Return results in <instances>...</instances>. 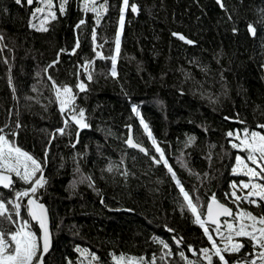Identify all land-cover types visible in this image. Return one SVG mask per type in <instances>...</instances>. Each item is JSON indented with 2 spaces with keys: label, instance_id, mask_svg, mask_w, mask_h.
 <instances>
[{
  "label": "trees",
  "instance_id": "1",
  "mask_svg": "<svg viewBox=\"0 0 264 264\" xmlns=\"http://www.w3.org/2000/svg\"><path fill=\"white\" fill-rule=\"evenodd\" d=\"M133 2L139 12L125 15L113 77L111 60L98 58L96 51L115 55L122 0H108L98 27L95 15L82 11V0H68L64 15L57 7L58 19L46 25L47 32L29 26L35 4L0 0V128L17 133L10 139L43 164L47 183L36 197L50 220L52 246L45 264H81L77 248L94 253L101 264H115L112 256L121 254L185 264L181 251L188 260L207 264L188 248L199 252L211 245L191 212L182 211L183 198L163 162H153L159 154L140 120L185 189L201 203L213 193L227 202L231 184L245 180L232 173L235 156L245 153L231 148L226 133L264 131L256 127L264 124V0H221L223 7L215 0ZM81 19L86 24L77 29ZM173 33L193 43L184 44ZM58 53L59 63L50 68ZM86 61L94 62L91 81L80 68ZM49 75L73 88L88 128L70 122L64 134L57 131L65 117ZM80 81L87 91L76 88ZM130 129L148 155L125 146ZM13 179L16 190L30 187ZM12 195L0 189L5 200ZM21 214L27 218L23 208ZM3 226L11 227L7 221ZM240 239L246 247L226 254L230 262L251 251V242ZM159 241L169 245L172 255Z\"/></svg>",
  "mask_w": 264,
  "mask_h": 264
},
{
  "label": "snow or ice",
  "instance_id": "2",
  "mask_svg": "<svg viewBox=\"0 0 264 264\" xmlns=\"http://www.w3.org/2000/svg\"><path fill=\"white\" fill-rule=\"evenodd\" d=\"M15 3L17 5L26 3L29 7L35 4L36 6L32 8L30 13L29 26L36 31L47 32L49 28L46 25L58 19L57 7L60 15H64L68 0H59L58 5L56 0H15ZM217 3L223 7L221 0H217ZM129 10L137 14L139 12L138 5L134 2L130 3V0H122L114 40L115 55L104 57L100 51H96L98 58L111 60V75L113 77L117 75V57L120 53L125 15ZM82 11L93 13L95 15V25L98 27L103 15L108 11V0H82ZM85 24L86 20L81 19L76 28L79 29ZM249 32L254 36L256 35V29L252 25H249ZM173 36L187 44L193 43L182 34L173 33ZM91 38L95 43L97 39L96 27L92 29ZM3 39L4 37L0 36V41ZM78 48L79 40H77L71 54L74 55ZM64 51V49H61V52ZM59 55L58 53L57 60L49 65L50 68L59 63ZM93 63V61H86L80 66L88 81L92 80L90 69ZM48 80L51 81L59 110L65 117L64 127L57 131L64 134L70 122L75 123L80 129L88 128L89 124L86 122L85 111L75 105L77 94L73 92V88L69 85H58L50 75ZM76 88L80 92L87 91L86 84L83 81L78 82ZM132 111L140 116L136 106L132 107ZM226 119L228 118L226 117ZM140 123L151 139L156 153L159 154L158 158L152 157L153 162L157 164L163 162L183 198L182 211L186 208L191 212L194 217L193 222L203 230L204 236L211 245V248L204 247L199 249V252L191 246L188 250L193 255L202 254V258L207 261V264H214L213 257L218 259L219 264H264V131L244 128L242 130H230L226 133L231 148L245 153L244 156H235L232 173L235 175L242 174L248 179L231 184V191L226 193L224 197V201L227 202L218 200L216 194L213 193L206 203H201L200 197H193L177 178L175 171L165 157L164 150L152 137L148 124L142 118ZM256 127L264 130V124H257ZM16 135L15 132L5 134L4 129L0 128V187L9 189L13 193L12 197L7 200L0 196V264H45V256L51 246V233L48 210L44 204L39 202L36 193L44 187L47 181L43 176L42 162L22 150L14 139H10V137ZM194 140V137L190 138L189 143H193ZM126 143L148 155V150L138 141H134L131 136L126 140ZM13 176L24 184L30 185V187L16 190V180L13 179ZM25 200L26 204L24 203ZM244 205L249 207H244ZM251 207L262 209V211L258 214L254 213L250 210ZM22 208L27 213L28 218L21 214ZM221 217L226 219L221 220ZM3 221H7L11 227H4ZM32 222H35V224ZM36 225H38L39 232L33 230ZM169 231L173 230L169 229ZM240 238L251 242V251L245 252L241 259L230 262L226 259V253H239L241 249L246 247ZM182 240L183 238L176 241V243H182ZM159 243L167 250L166 255H172L167 243L164 241H159ZM76 251L82 257L81 264H84V260H87L88 264H101L99 257L94 253H90L89 250L77 248ZM180 258L185 261V264H197L196 261L188 260L183 251L180 252ZM112 259L115 264H156L155 255L151 260L123 254L113 255ZM160 259L163 260L164 257L161 256ZM69 264H72V262L69 261Z\"/></svg>",
  "mask_w": 264,
  "mask_h": 264
},
{
  "label": "water",
  "instance_id": "3",
  "mask_svg": "<svg viewBox=\"0 0 264 264\" xmlns=\"http://www.w3.org/2000/svg\"><path fill=\"white\" fill-rule=\"evenodd\" d=\"M215 2L217 3V0H215ZM218 5H219V7H221V4H219V3H217ZM173 36V35H172ZM175 39H178L179 41H181L182 43H184V44H187V43H185L184 41H182V40H180L179 38H177L176 36H173ZM187 45H190V44H187ZM129 136H131L132 137V134H131V131L129 130V132H128V134H127V137H126V140L129 138ZM125 146L128 148V149H130V150H134V151H138V152H141V151H139V149L138 148H133V147H130L129 145H127V143H126V141H125ZM143 155H145V153L144 152H141ZM0 189H2V190H9V189H4V188H2V187H0ZM25 204H26V201H25ZM46 207V206H45ZM26 215H27V213H26ZM48 218H49V215H48ZM223 219H226V218H224V217H221V220H223ZM33 224H35V222H32ZM35 228H36V230H37V232H39V228H38V225H36L35 226ZM49 229H50V220H49ZM50 233H51V231H50ZM51 246H52V237H51ZM51 246H50V249H49V252H50V250H51ZM48 252V253H49ZM47 253V254H48ZM46 254V255H47ZM46 257V256H45Z\"/></svg>",
  "mask_w": 264,
  "mask_h": 264
},
{
  "label": "rangeland",
  "instance_id": "4",
  "mask_svg": "<svg viewBox=\"0 0 264 264\" xmlns=\"http://www.w3.org/2000/svg\"><path fill=\"white\" fill-rule=\"evenodd\" d=\"M58 108H59V106H58ZM241 176H243V177H245V180H243V181H246L247 179H248V177H246V176H244V175H242V174H240ZM239 176V175H238ZM26 201V200H25ZM25 201H24V203H25ZM28 218V217H27ZM223 245L221 244V247H222ZM227 254V253H226ZM225 254V255H226ZM231 254H234V253H231ZM206 261V260H205ZM84 263L85 264H88V261L87 260H84Z\"/></svg>",
  "mask_w": 264,
  "mask_h": 264
}]
</instances>
